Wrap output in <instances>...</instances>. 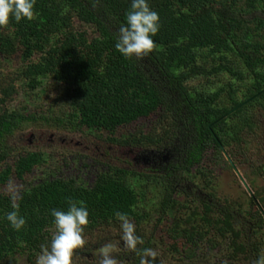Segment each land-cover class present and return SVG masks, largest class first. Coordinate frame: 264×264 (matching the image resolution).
<instances>
[{"label":"trees","instance_id":"1","mask_svg":"<svg viewBox=\"0 0 264 264\" xmlns=\"http://www.w3.org/2000/svg\"><path fill=\"white\" fill-rule=\"evenodd\" d=\"M147 2L158 12L161 27L153 37L157 47L143 59L126 58L115 47L132 0H36V15L31 21H13L0 28V54L19 57L23 65L20 74L32 90L43 76L61 83L81 126L114 130L164 109L174 133L166 153L170 162L164 179L169 181L200 165L208 150L222 151L231 143L238 146L254 132L258 125L255 114L264 109V72L259 70L264 66V46L247 39L239 46L235 39L242 25L249 22L245 17L254 7L253 0L244 10L238 9L240 0ZM261 16L250 20L258 30L264 28V12ZM74 19L92 27L95 36L76 30ZM204 51L208 55L232 51L240 57L252 79L240 100L233 85L224 100L222 90H187L188 79L209 73L195 64ZM213 70L242 79V73L230 66ZM11 92L13 89L5 91L4 97ZM15 124L13 117L0 115V168L4 166L0 185L9 175L22 180L40 163V154L29 152L7 164V141ZM69 199L83 201L87 207L91 221L88 231L117 222V211L140 220L133 210L136 197L120 180L100 176L90 188L59 179L44 180L22 189L15 201L0 193V261L10 254L25 253L33 264L41 245L50 247V230L55 227L52 210L67 211ZM13 203L26 220L19 231L6 219L7 213L17 210ZM235 215L232 210L223 212L221 222L226 230L233 229ZM143 247H150L149 240ZM241 250L238 243L235 251Z\"/></svg>","mask_w":264,"mask_h":264},{"label":"rangeland","instance_id":"2","mask_svg":"<svg viewBox=\"0 0 264 264\" xmlns=\"http://www.w3.org/2000/svg\"><path fill=\"white\" fill-rule=\"evenodd\" d=\"M249 1L240 0L238 9L244 10ZM253 3L245 17L249 22L235 35L239 46L246 39L264 46V28L258 30L250 21L262 17L264 2ZM73 26L88 37L95 36L92 27L75 19ZM195 64L209 73L188 79L185 87L189 92L222 90L224 100L233 85L240 100L252 82L242 60L232 51L201 52ZM224 65L240 71L242 79L226 71L212 72ZM22 66L19 57L0 54V115L16 121L7 141L10 157L6 162L11 165L17 156L35 152L40 154V163L22 180L9 175L0 185V193L10 196V181L21 191L44 180L59 179L90 188L100 176L117 179L136 197L133 210L140 220L131 221L137 235L149 240L159 253L156 264H253L264 250V109L256 108L258 125L242 144L208 150L200 165L167 181L165 167L170 159L166 153L174 133L164 109L114 130L81 126L63 85L43 76L32 90L20 74ZM259 70L264 72V66ZM10 89L13 92L4 97ZM227 210L236 213L232 230H226L221 222ZM207 218L212 221L206 222ZM55 232V227L50 230L52 236ZM121 236L119 221L85 229L87 243L77 251L74 264H98L97 249L108 241H120L115 255L124 264H139L133 253L124 249ZM238 243L242 250L236 252ZM0 264L30 263L25 253H17L7 255Z\"/></svg>","mask_w":264,"mask_h":264},{"label":"clouds","instance_id":"3","mask_svg":"<svg viewBox=\"0 0 264 264\" xmlns=\"http://www.w3.org/2000/svg\"><path fill=\"white\" fill-rule=\"evenodd\" d=\"M36 0H0V28H6L15 21L24 19L31 21L36 15ZM161 27L160 16L154 11L147 0H132L130 10L126 14V24L122 25L117 34L116 49L126 58L143 59L157 47L155 37ZM7 192L13 201L19 199L20 188L10 181ZM68 210L53 209L56 232L51 238L50 247L41 245V253L36 264H74V257L79 249L87 243L85 229L90 224V214L83 201L69 199ZM17 209L7 213L6 219L13 229L19 231L26 225L24 217ZM122 230L121 240L124 249L139 258V264H156L159 253L151 247H143L144 239L137 235L136 226L129 215L115 212ZM120 241H108L97 253L100 257L98 264H124L115 255ZM253 264H264V250L254 260Z\"/></svg>","mask_w":264,"mask_h":264},{"label":"water","instance_id":"4","mask_svg":"<svg viewBox=\"0 0 264 264\" xmlns=\"http://www.w3.org/2000/svg\"><path fill=\"white\" fill-rule=\"evenodd\" d=\"M224 155H226V153H224ZM226 157H228V156H226ZM242 181V180H241ZM243 184H244V182H242ZM244 186L246 187V185L244 184ZM248 189V188H247Z\"/></svg>","mask_w":264,"mask_h":264}]
</instances>
